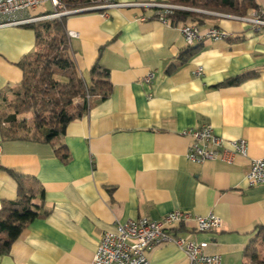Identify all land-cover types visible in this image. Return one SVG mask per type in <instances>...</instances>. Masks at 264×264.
<instances>
[{
  "label": "crops",
  "instance_id": "0c3cea01",
  "mask_svg": "<svg viewBox=\"0 0 264 264\" xmlns=\"http://www.w3.org/2000/svg\"><path fill=\"white\" fill-rule=\"evenodd\" d=\"M255 2L264 18V0ZM156 12L134 6L66 17L67 33L79 35L70 46L80 76L90 84L99 60L113 91L105 100L93 99L90 110L68 126L62 139L67 163L50 144L4 141L0 130V209L3 201L17 198L9 172L14 171L38 179L47 211L0 264H90L102 235L115 231L117 223L159 220L176 210L215 214L222 226L199 233L192 222L171 233L208 242L206 252L220 255L222 264L250 263L245 249L256 227L264 225V184L249 187L246 179L251 160L264 158V28L232 14L190 11L202 17L186 24L219 28L232 38L196 45V54L183 64L180 57L189 50L181 32L186 24H164ZM35 51L32 29L0 28V96L22 82L18 65ZM240 76H245L240 83L223 85ZM208 124L226 140H245L248 156L233 154L230 163L189 161L192 138L185 132ZM147 257L149 264H190L171 243L153 247Z\"/></svg>",
  "mask_w": 264,
  "mask_h": 264
},
{
  "label": "trees",
  "instance_id": "16d2710c",
  "mask_svg": "<svg viewBox=\"0 0 264 264\" xmlns=\"http://www.w3.org/2000/svg\"><path fill=\"white\" fill-rule=\"evenodd\" d=\"M99 0H58L59 8L40 11V15L56 11L90 8ZM168 1V0H165ZM171 4L196 10L249 16L258 10L255 0H169ZM200 14L176 11L169 16L171 24L187 23L199 19ZM66 17L44 20L25 25L35 32L36 51L29 60L18 66L24 77L15 88L0 96V130L4 141H30L50 144L55 147L57 158L63 163L70 160L69 151L62 139L68 126L81 119L91 108L92 100H105L113 91L110 73L98 60L91 69V82L80 76L66 30ZM199 26V25H198ZM180 57L182 63L196 54L198 46ZM174 66L170 67V70ZM169 70V71H170ZM245 76L227 81L223 85L238 84ZM83 98L81 105L75 101ZM18 185L17 198L3 201L0 209V257L9 254L12 245L20 238L29 224L47 215L43 200L45 191L32 176L9 171ZM264 245V225L256 227V236L250 241L244 255L249 264H264L258 244Z\"/></svg>",
  "mask_w": 264,
  "mask_h": 264
},
{
  "label": "built area",
  "instance_id": "2783aa9c",
  "mask_svg": "<svg viewBox=\"0 0 264 264\" xmlns=\"http://www.w3.org/2000/svg\"><path fill=\"white\" fill-rule=\"evenodd\" d=\"M50 4L58 9V0H0V28L25 26L44 20L60 19L87 11H100L108 8H123L144 6L157 9L156 17L164 24H169V16L176 11H193L195 9L171 3H120L117 0H99L98 4L85 9L56 11L50 15L35 14L36 11H46L43 7ZM233 19L251 23L260 30L264 28V18L255 11L251 16H233ZM181 32L188 47L200 45L205 41L229 40L232 34L219 28L202 30L198 25L186 24L181 27ZM75 32H69V40L77 38ZM196 74L202 75L203 69L199 68ZM153 75L146 78L151 82ZM192 138L188 149L187 158L194 163L222 160L231 162V156L238 154L248 156V144L245 140H226L214 131L208 124L200 128H193L185 132ZM1 153V146H0ZM249 187L264 184V158L253 159L250 170L246 176ZM195 224V231L199 233L215 232L221 229L222 221L215 215L194 216L190 213L176 210L168 213L159 220L147 217L130 219L117 223L115 231L105 232L95 251L90 264H149L147 251L163 243H171L184 252L190 264H222L221 256L210 255L206 252L208 242H199L191 238H182L171 233L175 227Z\"/></svg>",
  "mask_w": 264,
  "mask_h": 264
},
{
  "label": "rangeland",
  "instance_id": "374dc122",
  "mask_svg": "<svg viewBox=\"0 0 264 264\" xmlns=\"http://www.w3.org/2000/svg\"><path fill=\"white\" fill-rule=\"evenodd\" d=\"M169 1V0H168ZM168 1H165V2H162V3H169ZM43 7H45L46 8V10H51V11H54L55 9L50 5V4H46V5H44ZM85 9V8H84ZM40 15V14H39ZM83 98H79V99H77L76 101H75V105L78 103V102H80L81 100H82ZM262 248V250L264 249V247H261Z\"/></svg>",
  "mask_w": 264,
  "mask_h": 264
}]
</instances>
